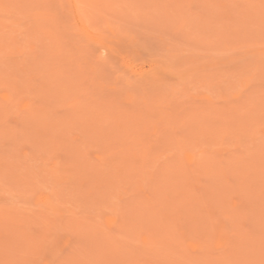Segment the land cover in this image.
<instances>
[{
	"label": "rangeland",
	"instance_id": "374dc122",
	"mask_svg": "<svg viewBox=\"0 0 264 264\" xmlns=\"http://www.w3.org/2000/svg\"><path fill=\"white\" fill-rule=\"evenodd\" d=\"M0 264H264V0H0Z\"/></svg>",
	"mask_w": 264,
	"mask_h": 264
}]
</instances>
